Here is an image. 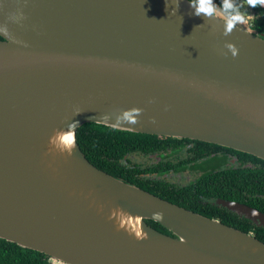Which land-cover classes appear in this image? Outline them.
Returning <instances> with one entry per match:
<instances>
[{
  "label": "water",
  "instance_id": "water-1",
  "mask_svg": "<svg viewBox=\"0 0 264 264\" xmlns=\"http://www.w3.org/2000/svg\"><path fill=\"white\" fill-rule=\"evenodd\" d=\"M211 2L0 0V239L54 264H264V242L98 169L77 140L95 123L264 160V34Z\"/></svg>",
  "mask_w": 264,
  "mask_h": 264
},
{
  "label": "flooded vegetation",
  "instance_id": "flooded-vegetation-1",
  "mask_svg": "<svg viewBox=\"0 0 264 264\" xmlns=\"http://www.w3.org/2000/svg\"><path fill=\"white\" fill-rule=\"evenodd\" d=\"M157 137L165 148L147 155H133V172L139 173L141 167L140 177L147 182H160L154 183L159 193L192 209L190 211H201L203 216L209 214L217 218L215 220L225 218V225L264 239V165H253L244 154L253 155L232 148L219 146L222 148L213 150L197 143L202 141ZM180 140H185V146L181 147ZM202 150L208 151L203 153ZM247 168L255 171L247 180L242 177L240 182H215L216 177L211 176L233 172L239 176Z\"/></svg>",
  "mask_w": 264,
  "mask_h": 264
},
{
  "label": "trees",
  "instance_id": "trees-1",
  "mask_svg": "<svg viewBox=\"0 0 264 264\" xmlns=\"http://www.w3.org/2000/svg\"><path fill=\"white\" fill-rule=\"evenodd\" d=\"M189 1L193 2V0ZM216 1L223 6V0ZM250 8L254 13V18L250 22L251 27L259 33L264 34V6H250ZM231 10L227 11L229 13L234 10L241 12V10L235 8H231ZM0 40H2L1 37ZM77 140L86 158L98 169L154 195L164 198L171 203L173 202V204L192 210L179 204L178 201L177 203L172 198L159 193L155 184L160 182H147L146 179L140 177L139 173L141 167L138 169L139 173L132 171V169H135L131 167V165H133V155H147L149 153L160 151V148H165V146L160 143L159 137L119 131L103 125L88 123L79 128L77 132ZM184 142L185 140H180L181 147L185 146ZM170 143H176V141H170ZM197 143L203 146L211 147L213 150L222 148L217 145L206 144L203 142ZM206 151L208 150H202L203 153ZM244 157L247 158V160H249L248 162H251L253 165H264L263 161L258 160L253 156L244 154ZM252 171L254 172L255 170L253 168H247L244 170L243 174L239 176L235 172L227 173L226 175L219 173L211 176L212 179H215L216 177L215 182H222V180L226 182H240L242 177L244 180H247ZM195 212L204 215L201 211L195 210ZM205 216H209L208 218L211 219H217L209 214ZM218 221L226 224L225 218L218 219ZM147 223L156 230L173 236L172 233L161 224L152 220H147ZM258 238L264 242L263 238ZM0 264H54V262L50 261V257L43 253L26 249L18 246L17 244L0 239Z\"/></svg>",
  "mask_w": 264,
  "mask_h": 264
},
{
  "label": "clouds",
  "instance_id": "clouds-1",
  "mask_svg": "<svg viewBox=\"0 0 264 264\" xmlns=\"http://www.w3.org/2000/svg\"><path fill=\"white\" fill-rule=\"evenodd\" d=\"M247 3L251 7H256L257 5L264 6V0H247ZM193 5L195 7V15H200L203 13L205 16H212L214 14V8L212 6L211 0H193ZM225 8H232V4L230 2L225 3ZM237 23L244 24L246 23L245 15L239 11H233L229 13L227 20V29L231 30ZM235 49L233 52L235 53ZM130 118V114H127Z\"/></svg>",
  "mask_w": 264,
  "mask_h": 264
},
{
  "label": "rangeland",
  "instance_id": "rangeland-1",
  "mask_svg": "<svg viewBox=\"0 0 264 264\" xmlns=\"http://www.w3.org/2000/svg\"><path fill=\"white\" fill-rule=\"evenodd\" d=\"M227 2L232 4V8L241 10V12L245 15L246 21L250 24L254 18V13L246 0H227Z\"/></svg>",
  "mask_w": 264,
  "mask_h": 264
}]
</instances>
